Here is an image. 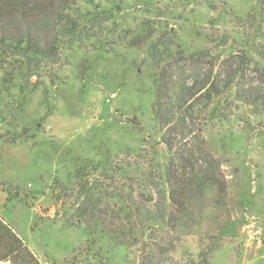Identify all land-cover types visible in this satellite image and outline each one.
<instances>
[{"label": "rangeland", "instance_id": "374dc122", "mask_svg": "<svg viewBox=\"0 0 264 264\" xmlns=\"http://www.w3.org/2000/svg\"><path fill=\"white\" fill-rule=\"evenodd\" d=\"M77 6L81 37L56 64L31 77L0 71V136L22 144L13 147L14 163H0V216L42 264H141L137 213L126 216L125 196L131 211L158 216L151 264H264V113L254 115L232 91L218 99L224 121L211 120L200 101L175 106L194 118L171 153L155 121L154 84L162 72L174 81L213 79L245 52L254 61L246 82L264 80L255 72L258 54L264 56V0ZM178 153L189 160L187 169ZM169 167L178 175L208 170L207 186L217 194L189 202L187 213L169 221L170 201L158 192L175 187L165 179ZM85 187L95 206L81 217Z\"/></svg>", "mask_w": 264, "mask_h": 264}, {"label": "trees", "instance_id": "16d2710c", "mask_svg": "<svg viewBox=\"0 0 264 264\" xmlns=\"http://www.w3.org/2000/svg\"><path fill=\"white\" fill-rule=\"evenodd\" d=\"M79 13L77 0H0V71L11 70V74H30L31 77L37 75L45 63L56 64L62 50L72 46L81 37ZM159 48V45L154 47L155 50ZM258 55L262 63L255 64L257 69L255 72L264 78V56L262 53ZM253 63V60L249 61V53L245 52L241 60H228L226 71L213 79L203 75L192 81L186 79L174 81L165 72L156 75L155 121L162 132V144L168 152L172 153L178 144L186 140L184 134H182L184 138L180 141L177 137L180 131L188 129V122L194 118V114L191 113L190 116L178 115L174 111L175 106L183 108L192 100L200 101L206 107L205 113H211V120L224 121L228 118L227 110L224 108V101H218V99H222L227 92L232 91L235 101L251 109L254 115L264 113V80L255 81L257 85L254 82H246L247 72ZM9 138L10 135L7 138L0 136V143L12 145L17 142L16 139ZM177 160L182 162L184 169H187L189 160L184 153H178ZM196 171L197 173L194 169L189 173L184 171L181 175L172 172L170 167L165 171L166 181L173 183V179L175 186L166 193L158 191L164 201H170L169 221L174 220L176 212L187 213L186 206L189 202L203 203L209 195L213 197L217 194V191L210 190L207 186L211 184L209 171L202 169ZM82 190L84 208L81 207L78 210L81 217L86 215L84 212L90 206L93 208L95 206L92 203L93 198L89 196L92 191H85L86 187ZM10 196L9 194L7 202H10ZM123 197L130 210L126 216L130 218V214H133L135 217L137 213L136 241L144 246L141 264H151L150 254L154 252L152 246L155 241L152 242L150 233L158 216L151 214L150 217H146L142 213L138 214L140 210L131 211V204L125 196ZM141 197L143 198V195ZM4 206L5 204L0 203V211L4 209ZM161 213L162 216L159 218L165 219L166 210L161 209ZM198 214L201 217L204 216L200 211ZM101 234L109 236L110 231L101 230ZM114 243L115 246H129L124 241H114ZM0 263L42 264L27 242L1 216Z\"/></svg>", "mask_w": 264, "mask_h": 264}, {"label": "crops", "instance_id": "0c3cea01", "mask_svg": "<svg viewBox=\"0 0 264 264\" xmlns=\"http://www.w3.org/2000/svg\"><path fill=\"white\" fill-rule=\"evenodd\" d=\"M21 145L22 144L19 143V141L13 145L6 144L3 142L0 143V157H1L0 163H4V160H6V159H8L10 161V163H14V162H12L11 158L15 159V158H17V156L14 153L15 149L13 147H17V146H21ZM7 153H9V154H7ZM10 168H13V167H10ZM250 233H251V236H253V237H255L258 234H261V232L258 230L255 232L251 231ZM259 244L263 245V243L261 241H259ZM248 246H250V247L252 246V245H250V242L248 243ZM259 246H258V248H259ZM250 251L252 252V249ZM260 258H262V257H259V258L257 257V261H259ZM245 264H255V261L254 260H247V261H245Z\"/></svg>", "mask_w": 264, "mask_h": 264}, {"label": "water", "instance_id": "95a60500", "mask_svg": "<svg viewBox=\"0 0 264 264\" xmlns=\"http://www.w3.org/2000/svg\"><path fill=\"white\" fill-rule=\"evenodd\" d=\"M136 122V120H133V123H135ZM7 264H10V263H7Z\"/></svg>", "mask_w": 264, "mask_h": 264}, {"label": "bare ground", "instance_id": "6f19581e", "mask_svg": "<svg viewBox=\"0 0 264 264\" xmlns=\"http://www.w3.org/2000/svg\"><path fill=\"white\" fill-rule=\"evenodd\" d=\"M0 264H7V263H0Z\"/></svg>", "mask_w": 264, "mask_h": 264}]
</instances>
